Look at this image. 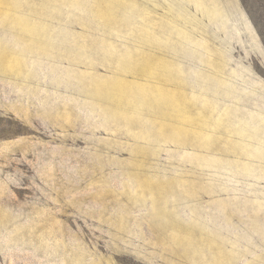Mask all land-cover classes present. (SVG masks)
<instances>
[{
	"label": "rangeland",
	"instance_id": "1",
	"mask_svg": "<svg viewBox=\"0 0 264 264\" xmlns=\"http://www.w3.org/2000/svg\"><path fill=\"white\" fill-rule=\"evenodd\" d=\"M0 264H264V0H0Z\"/></svg>",
	"mask_w": 264,
	"mask_h": 264
},
{
	"label": "bare ground",
	"instance_id": "2",
	"mask_svg": "<svg viewBox=\"0 0 264 264\" xmlns=\"http://www.w3.org/2000/svg\"><path fill=\"white\" fill-rule=\"evenodd\" d=\"M121 85H122V86H124V84H123V83H121ZM168 102H169L170 104H173V98H172V97H171V98H169V99H168Z\"/></svg>",
	"mask_w": 264,
	"mask_h": 264
}]
</instances>
